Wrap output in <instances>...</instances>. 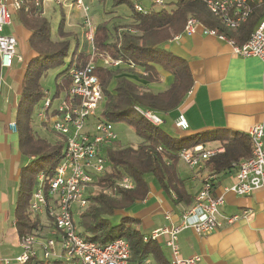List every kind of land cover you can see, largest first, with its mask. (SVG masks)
<instances>
[{
    "label": "trees",
    "instance_id": "obj_1",
    "mask_svg": "<svg viewBox=\"0 0 264 264\" xmlns=\"http://www.w3.org/2000/svg\"><path fill=\"white\" fill-rule=\"evenodd\" d=\"M104 2L105 0H99ZM43 0H22L14 11V20L28 31V44L34 55L25 63L20 82V92L16 102L15 124L20 153L31 159L19 172V190L15 207L16 228L19 235L29 233L36 226L28 211L31 188L36 173L44 169L52 173L61 158L63 137L51 133L52 137H41L32 125V113L42 100L45 90L41 81L50 67L64 63L71 57L66 67L55 77L53 97L66 99L69 86V70L84 65L90 57L89 51L80 48V43L72 31L64 28L62 17L53 32L49 19L44 15ZM157 3L152 0L151 5ZM126 4L130 13L125 19L118 15L100 19L93 31L95 53L94 72L102 88V99L96 112L99 119L107 122H126L139 137L136 145L122 144L115 139L105 146L106 168L95 177V192L88 196V204L74 211L73 221L78 234L99 244L124 237L129 242L131 257L141 260L152 255L156 264H168L157 239H143V234L134 225L138 220L129 215H121L117 223L110 217L125 211L137 201H142L149 193L148 176H152L161 190L173 195L175 204L190 206L195 196L186 188V178L178 171L179 153L183 148L209 141L202 140L204 133L174 136L146 121L134 109V105L168 112L177 107L193 84L192 74L186 59L174 55L164 45L174 36L183 32L189 16L197 18L205 27L215 28L220 34L244 43L253 31L254 24L264 10V0H250L252 12L246 21L236 28H229L213 15L201 0H173L159 9H135L134 0H110L111 8ZM112 9L105 13L112 12ZM123 21V22H122ZM76 34V33H75ZM100 55L120 58L125 64L108 68L100 63ZM133 63L144 73H136ZM0 65V79L2 73ZM131 73L149 82L158 81L167 73L172 75L169 86L159 92L142 87L125 74ZM223 150L214 153L205 161L207 173L227 174L236 171L238 163L251 155V142L246 132H235L229 137H218ZM123 176L134 181L132 188H123L118 182ZM91 189V188H90ZM25 264H36L29 260Z\"/></svg>",
    "mask_w": 264,
    "mask_h": 264
},
{
    "label": "built area",
    "instance_id": "obj_2",
    "mask_svg": "<svg viewBox=\"0 0 264 264\" xmlns=\"http://www.w3.org/2000/svg\"><path fill=\"white\" fill-rule=\"evenodd\" d=\"M210 12L229 28H236L247 20L252 12L250 0H201ZM162 3V0H156ZM71 3L83 10L82 22L86 26L84 37L90 45V57L80 67L69 70V86L66 99L53 97L48 91L39 104L35 117L50 132L63 137L61 158L52 173L45 170L37 172L29 197L30 218L37 221L31 232L20 235L21 253L16 260L25 264L34 260L36 264H152L147 258L134 260L131 257L129 242L124 237H116L105 244L85 239L78 234L73 221L74 211L88 204V196L95 192V177L106 168L105 146L117 139L112 124L96 116L102 99V88L94 72L95 53L93 48V28L90 23L86 0H71ZM22 4V0H0V65L10 68L17 56V38L13 34H4L2 29L12 21V14ZM138 11L144 10L135 4ZM207 35L216 36L232 44L234 53L241 56H256L262 62L264 76V13L248 39L237 45L232 39L220 34L215 28L205 27L197 18L189 16L183 32L191 35L197 28ZM176 38V36H175ZM18 60H21L17 56ZM100 63L108 68L123 64L120 58L100 55ZM135 68L133 63L126 64ZM133 109L154 126L163 123L162 117L154 110L134 105ZM264 116V111H263ZM175 127L186 130L188 122L183 114H178ZM16 132L15 122L10 123ZM247 134L251 142V155L241 160L234 173L235 181L225 187L238 195H247L264 188V118L252 125ZM201 143L183 148L179 153L193 174L201 175L202 184L193 203L180 214L176 224L155 229L143 239H158L165 235V245L171 254V264H196L198 255L182 257L178 244V234L186 228L199 234L215 231L221 222L220 207L224 203V192L214 195L212 177L201 171L205 161L214 153ZM123 188H132L134 181L123 176L118 182ZM91 188V189H90ZM234 215L227 220H233ZM167 220L169 214L165 215Z\"/></svg>",
    "mask_w": 264,
    "mask_h": 264
},
{
    "label": "crops",
    "instance_id": "obj_3",
    "mask_svg": "<svg viewBox=\"0 0 264 264\" xmlns=\"http://www.w3.org/2000/svg\"><path fill=\"white\" fill-rule=\"evenodd\" d=\"M263 13L264 10L253 29ZM13 17L14 12L11 23L2 30L6 31L4 34L16 36V52L21 55L22 61L14 60L10 68H3L2 81L0 80V264H23L16 260L22 248L16 228L15 207L19 172L31 159L20 157L17 132L10 127V123L15 122L23 67L34 55L28 44L30 33L16 23ZM95 17L97 16L94 15L93 18ZM164 47L187 60L193 78L191 88L177 107L168 112H157L162 117L163 124L172 126L173 133L165 129L171 135L211 133V138L214 139L200 143L206 149L222 151L218 137H229L235 132L247 133L252 125L263 120L264 76L263 65L258 57L234 53L232 44L227 40L207 35L199 27L191 35L181 33L176 35V38L174 36ZM134 71L138 74L144 73L140 67H135ZM125 75L153 92L166 89L172 81V75L167 73L155 82L146 81L131 73ZM178 114H183L186 118L188 129L175 127L174 121ZM32 120L35 124L33 128L39 136L40 130L48 131L38 122L35 114ZM187 168L185 176L180 172L179 174L187 179L186 188L195 196L201 188L202 177L193 174L188 166ZM200 171L201 174H208L206 169ZM234 181V172L214 174L212 193L216 195L224 192V188L232 185ZM186 207L182 203L175 204L173 195H167L157 183L155 187L149 181V193L146 198L118 213L136 218L138 222L134 226L144 236L165 225L176 224ZM166 214H169V220L165 218ZM234 215L237 217L227 220ZM218 218L221 226L211 233L199 234L190 228L180 231V255H198L196 264H264V188L256 189L247 195L225 191ZM165 239L166 236L161 235L157 242L166 261L171 264V254L169 255ZM145 258L156 264L152 255Z\"/></svg>",
    "mask_w": 264,
    "mask_h": 264
},
{
    "label": "rangeland",
    "instance_id": "obj_4",
    "mask_svg": "<svg viewBox=\"0 0 264 264\" xmlns=\"http://www.w3.org/2000/svg\"><path fill=\"white\" fill-rule=\"evenodd\" d=\"M134 1L140 4L145 9L152 8V9L157 10L162 5L161 3H155L151 5L152 0H134ZM163 1L164 3H166L167 1H173V0H163ZM86 2L89 6L87 13L89 14L90 23H91L93 30L98 20L103 19V18L106 19L107 17H110L111 16L110 14H112L113 16L118 15V18L114 17V19H116L115 21H120L122 19H125L127 15L130 13V8L126 4L119 5L112 9L110 6V0H105L104 2H100L99 0H86ZM42 5H43V10H44V15L49 19L53 32H55V29H56V26L59 20L62 17H64L65 18V25H64L65 30L72 31L74 33V35L76 36L75 39H77L80 43V48H84L86 51H90L91 49L90 45L88 44V42L86 41L84 37L86 26L82 22L84 13L81 8L72 4L71 0H45L43 1ZM111 9H112V12L105 13L106 10L110 11ZM94 15H96L97 17L93 18ZM5 28L6 27H3V30H5ZM3 30H2V33H5L6 31H3ZM70 54L64 59V63L62 65L57 66V67H50L47 71L46 76L43 77L41 81V84L44 90L48 91L51 95H53L54 90H55L56 74L66 67L71 57ZM18 56L21 58V60L19 61H22L21 55H18ZM16 60H17V56L15 58V61ZM0 80L2 81V79ZM40 103L41 101L35 107L32 113L33 117ZM111 124L117 136V140H119L122 144L136 145L139 142L140 140L139 137L135 134L133 128L128 123L120 121V122H113ZM32 125L35 126L34 121ZM161 128H163L164 130L166 129L170 131V133L172 132V126L169 127L168 125H165L162 123ZM50 133L51 132L45 131L43 129L39 131V134L42 137H47V138L52 137L51 136L52 134ZM211 136H212L211 133H204L201 137H202V140H208L209 138H211ZM20 157L23 159H26V157L21 154H20ZM24 163H21V165H23ZM42 164H43L42 167L45 169L46 163H42ZM178 168H179L180 174L182 176H185L186 171H188L187 165L183 163L182 161H179ZM147 178L152 184V186L156 187V181L154 180V178L150 175ZM120 216H121L120 213L111 216L110 217L111 222L117 223ZM164 250L166 251V253H168V250L166 248H164ZM169 255H170V250H169Z\"/></svg>",
    "mask_w": 264,
    "mask_h": 264
}]
</instances>
